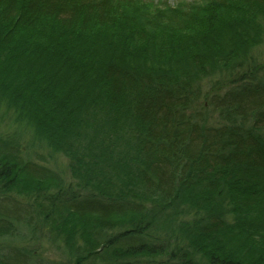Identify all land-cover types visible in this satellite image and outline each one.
<instances>
[{
    "label": "trees",
    "instance_id": "1",
    "mask_svg": "<svg viewBox=\"0 0 264 264\" xmlns=\"http://www.w3.org/2000/svg\"><path fill=\"white\" fill-rule=\"evenodd\" d=\"M209 1L0 0V239L67 248L0 264H264V0Z\"/></svg>",
    "mask_w": 264,
    "mask_h": 264
},
{
    "label": "rangeland",
    "instance_id": "2",
    "mask_svg": "<svg viewBox=\"0 0 264 264\" xmlns=\"http://www.w3.org/2000/svg\"><path fill=\"white\" fill-rule=\"evenodd\" d=\"M113 1H117V0H113ZM125 5L133 7V12L134 14L138 15V16H142L145 19H151L153 16H159V11H162L164 8H168V7H175L176 5H183V6H194L196 9L199 8H205V6H208L210 3L209 0H121ZM134 31V29L132 30ZM255 55H253L255 57V60H257L258 62H262L264 60V41L254 49ZM238 75H236L234 77V79L237 77ZM214 83L216 82V79H214ZM210 86V85H209ZM208 87V86H206ZM217 86H215L216 88ZM208 89L203 90V93L205 91H208ZM210 91V90H209ZM205 100H201L197 103V105L199 106L200 103H203ZM212 118V119H211ZM209 124H214L216 122V120L214 119V117L212 116V114H210L207 119ZM57 161V170L61 171L62 173L60 174V178L64 177V184L67 185H71V190L67 192V194H73L72 192H77V194L79 193L76 188L74 187V185L72 184V182H70L69 179V169L67 166V160L61 156V155H57L56 158ZM264 176V175H263ZM264 181V177H262V179L259 181V187H261V183ZM258 182V181H257ZM64 185V186H65ZM261 212V210H259V213ZM261 214V213H260ZM226 216L229 218V216L226 214ZM184 220V219H182ZM178 224H171V227H176ZM185 226V225H184ZM180 226H177V228H179ZM168 227H165V225L161 228L163 230H167ZM185 229H189V227H184ZM32 233L31 234H25L26 236H24L22 239H14V240H5V239H0V245H6L9 243L18 245V246H23V247H28L31 250L34 251V254L40 255L42 257H47L50 259H56V260H63L66 257V252H67V248L65 246V244L63 243V239H62V235L61 234H55L52 233V235H48L44 232V228L41 227V223H36L35 227L32 228ZM58 236V237H57ZM148 239V237H146ZM159 238V237H156ZM252 238L254 239V246L256 248L257 251H263L262 253L264 254V240L263 237L261 236H257L256 238L254 237V235H252ZM169 240V237H168ZM148 242L149 239L147 240ZM168 242V241H167ZM181 244H184L181 241ZM185 245V244H184ZM173 247H181L180 243L178 244H174ZM134 250H136L137 248H133ZM133 251H130L128 253V257L126 258L129 261H137L138 263H143L144 260H140V259H134L131 254ZM196 258L199 257V255H195ZM201 258V257H200ZM259 259L264 258V255L259 256ZM159 259L153 258L150 261H148L149 264H160L159 262H157ZM204 260V259H203ZM162 263H168V261H164ZM257 264V262H255Z\"/></svg>",
    "mask_w": 264,
    "mask_h": 264
},
{
    "label": "bare ground",
    "instance_id": "3",
    "mask_svg": "<svg viewBox=\"0 0 264 264\" xmlns=\"http://www.w3.org/2000/svg\"><path fill=\"white\" fill-rule=\"evenodd\" d=\"M179 248V247H178Z\"/></svg>",
    "mask_w": 264,
    "mask_h": 264
}]
</instances>
